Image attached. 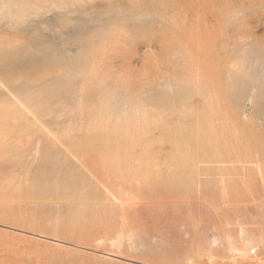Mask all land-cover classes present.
I'll list each match as a JSON object with an SVG mask.
<instances>
[{
	"label": "rangeland",
	"instance_id": "1",
	"mask_svg": "<svg viewBox=\"0 0 264 264\" xmlns=\"http://www.w3.org/2000/svg\"><path fill=\"white\" fill-rule=\"evenodd\" d=\"M255 139L264 0H0V264H264Z\"/></svg>",
	"mask_w": 264,
	"mask_h": 264
},
{
	"label": "bare ground",
	"instance_id": "2",
	"mask_svg": "<svg viewBox=\"0 0 264 264\" xmlns=\"http://www.w3.org/2000/svg\"><path fill=\"white\" fill-rule=\"evenodd\" d=\"M163 104L166 103L170 108L175 104V98H171L169 100H162ZM231 163L230 170L227 174H232V170L240 176V182L244 185V189L249 191L250 193L254 192V183L259 182L264 186V145L262 142L258 141L257 139L252 140L249 146V152L246 154H239L229 159ZM223 169V168H222ZM220 184H221V199L228 198V187L226 186V178L225 172H220ZM230 179V178H229ZM231 180V179H230ZM227 192V193H226ZM227 194V195H226ZM231 196V193H230ZM229 199V198H228ZM233 199V194H232ZM219 214L215 215L214 220H220ZM239 229V228H238ZM241 229V228H240ZM243 230V229H242ZM240 230V231H242ZM239 231V232H240ZM241 234V233H239ZM250 241V240H249ZM247 241V246L248 242ZM246 242V240H245ZM244 242L243 249L245 248L246 244ZM251 244V243H250ZM228 245V243H227ZM252 245V244H251ZM242 246V244H241ZM252 248V246H251ZM232 249V247H231ZM230 250V247H229ZM234 250V248L232 249ZM250 250V249H249ZM240 252V251H238ZM245 253V251H244Z\"/></svg>",
	"mask_w": 264,
	"mask_h": 264
}]
</instances>
